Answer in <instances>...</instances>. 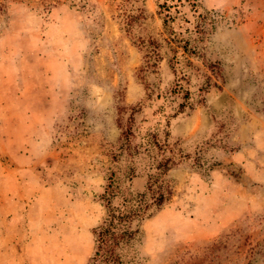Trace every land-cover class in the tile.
<instances>
[{"label": "rangeland", "instance_id": "rangeland-1", "mask_svg": "<svg viewBox=\"0 0 264 264\" xmlns=\"http://www.w3.org/2000/svg\"><path fill=\"white\" fill-rule=\"evenodd\" d=\"M121 4L0 0V264L87 263L111 171L146 185L144 162L131 181L113 162L129 128L134 143L168 131L183 156L142 225L143 264H264V0H131L145 11L133 35ZM185 29L200 41L176 55L191 63L181 110L167 42ZM139 37L159 42L155 68Z\"/></svg>", "mask_w": 264, "mask_h": 264}, {"label": "trees", "instance_id": "trees-1", "mask_svg": "<svg viewBox=\"0 0 264 264\" xmlns=\"http://www.w3.org/2000/svg\"><path fill=\"white\" fill-rule=\"evenodd\" d=\"M130 1L123 0L120 17L124 31L128 35H133L145 11L143 7L127 9ZM163 7L170 8L166 5ZM194 13L196 15L193 28L197 33L204 34L203 25L209 20V13L204 10H194ZM168 19L172 18L168 16ZM185 33L188 34V38L184 39L180 34L167 42L168 65L176 78L172 92L184 93L182 98L184 103L179 105L181 110L193 109V104L189 102L188 91H185L180 84V81L187 82L186 67L191 63L187 60L181 65L176 55L180 49L185 55H194L196 45L192 46V43L197 44L200 41V38L192 40L189 29H185ZM136 41L144 54L146 68H155L162 60L159 42L154 38L146 40L143 37H139ZM178 64L181 66L180 69H177ZM168 139L169 132L158 128L153 132H147L138 143L133 142L135 136L130 128L121 134L118 147L112 153L113 162L120 165L118 170L121 173L123 171L122 175L127 181L136 177L137 160L144 162L146 185L144 191L134 193L129 187L122 185L116 171H111L104 192L99 197L106 210V216L100 225L92 230L94 251L86 264H143L139 251L144 235L142 225L171 199L173 181L169 179L168 173L179 165L183 157L181 151L174 148ZM124 156H126V165L122 168L120 161Z\"/></svg>", "mask_w": 264, "mask_h": 264}]
</instances>
